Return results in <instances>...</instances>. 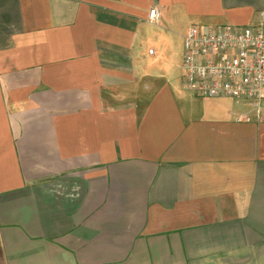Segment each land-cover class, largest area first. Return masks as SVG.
<instances>
[{"label":"crops","instance_id":"obj_1","mask_svg":"<svg viewBox=\"0 0 264 264\" xmlns=\"http://www.w3.org/2000/svg\"><path fill=\"white\" fill-rule=\"evenodd\" d=\"M263 12L0 0V264H264V100L203 98L144 50L149 24Z\"/></svg>","mask_w":264,"mask_h":264},{"label":"built area","instance_id":"obj_2","mask_svg":"<svg viewBox=\"0 0 264 264\" xmlns=\"http://www.w3.org/2000/svg\"><path fill=\"white\" fill-rule=\"evenodd\" d=\"M161 13L152 8L149 21ZM183 86L203 98L264 100V12L254 24H193L184 37ZM153 52V50H150Z\"/></svg>","mask_w":264,"mask_h":264},{"label":"rangeland","instance_id":"obj_3","mask_svg":"<svg viewBox=\"0 0 264 264\" xmlns=\"http://www.w3.org/2000/svg\"><path fill=\"white\" fill-rule=\"evenodd\" d=\"M188 26L186 24H176L173 28L165 30L159 29L155 25H148L145 53L147 55V63L150 66V70H160L165 68L176 69L180 76L182 73L183 60H184V38ZM150 48L155 51V55H150ZM163 56L156 63L153 59L157 56Z\"/></svg>","mask_w":264,"mask_h":264}]
</instances>
